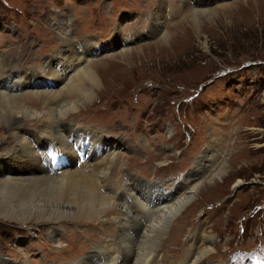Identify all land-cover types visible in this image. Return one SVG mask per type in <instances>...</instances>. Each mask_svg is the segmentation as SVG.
<instances>
[{
  "label": "rangeland",
  "instance_id": "374dc122",
  "mask_svg": "<svg viewBox=\"0 0 264 264\" xmlns=\"http://www.w3.org/2000/svg\"><path fill=\"white\" fill-rule=\"evenodd\" d=\"M159 3L0 0V57L14 64L12 72L27 70L12 83L11 71L0 81L32 104L34 87L46 83V77L30 73L51 63V54L64 44L56 21L68 18L62 29L71 30L78 53L87 51L98 62L103 82L93 101L67 121L74 128L104 132L111 138L109 147L117 139L126 144L116 148L118 164H125L113 174L116 193L122 195L123 186L131 193L132 184L140 183H132V176L146 183L161 181L165 188H153L173 199L200 184L187 210L173 222L154 264H185L195 234L213 236L214 250L199 264H234L230 254L259 247L264 240V0H165L163 29L171 32L167 41L154 34ZM226 4L232 7L226 17L220 11L204 15L200 31L193 29L194 12ZM137 33L143 36L135 38ZM123 39L124 49H133L126 62L117 56ZM114 41L120 44L116 48ZM26 124L19 133H50L55 127L45 120ZM3 136L0 157L18 145L8 132ZM225 164L226 173L210 182ZM125 200L135 216L143 208L137 199ZM116 211L92 223L62 219L54 228L46 222L22 226L1 218L0 256L18 263H80L104 237L114 239L123 232L112 217ZM56 233L60 244L52 238ZM199 240L205 251L208 242Z\"/></svg>",
  "mask_w": 264,
  "mask_h": 264
},
{
  "label": "bare ground",
  "instance_id": "6f19581e",
  "mask_svg": "<svg viewBox=\"0 0 264 264\" xmlns=\"http://www.w3.org/2000/svg\"><path fill=\"white\" fill-rule=\"evenodd\" d=\"M164 1L160 0L161 8L154 14L157 18L154 34L162 35L161 40L167 41L171 32L169 29L164 32L163 29L166 22L163 20ZM230 5L194 12L191 15L193 29L200 31L204 15H214L220 11L226 17L230 12ZM63 16L59 17L56 25L59 28L57 35L61 37L64 44L51 54L52 60L49 65L30 73L46 77V83L35 86L33 89L35 92L31 94V97L33 95L32 101L35 100L33 102H38L40 105L34 106L33 102L32 104L28 102V104L25 101L27 97L24 101L16 97L13 93L14 88L0 81V143L4 138L3 135L8 132V135L11 134L13 137L11 139L18 144L17 148L12 147L8 150L9 152L5 151L4 154L8 152L6 157H0V219L15 221L22 226L31 221L46 222L53 224L54 228L62 219L83 223H92L99 219L107 220L108 213L116 209L119 212L113 214L112 217L123 232L119 231L118 237L114 239L104 237L100 244L94 246L93 253L80 263L74 264H154L163 251L161 250L163 240L169 233L173 222L184 209L187 210L188 205L196 197L195 192L200 184H195L180 199L176 195L173 199L155 191L156 187L153 188V186L165 188L161 181L146 183L132 176L130 177L132 183L133 180L140 183L130 185L131 193L125 190L124 186L122 195L116 193L113 174L118 169L117 166L125 165L124 162L118 164L116 148H121V143L126 144L117 139L109 147L111 138L104 135V132L93 133L89 129L74 128L73 124L67 121L69 115L81 112V107L88 106L93 101L92 97L99 93L103 80L96 68L98 62L94 63L95 61L93 62L87 51L84 55L78 53L71 30L65 27L62 29L63 21L66 22L65 19H68ZM141 36H143L142 33L134 35L135 38ZM114 44L115 48L120 45L115 41ZM121 45L123 47L120 46L117 56L126 62L129 52L133 49H124L126 45L124 39ZM135 49H140V47ZM13 66L14 64L11 65L4 57H0V80L9 71H11L9 83H12L16 77L21 79L23 73L26 74L27 70L12 72ZM36 120H45L51 123L50 126L55 127L50 133L45 129H25L20 133L17 130L26 126V123ZM28 136L31 137L28 139ZM87 137L89 138L88 152L91 155L78 166L76 165L78 155L71 145L80 144ZM103 137L107 138L104 142ZM50 146L69 153L72 166L63 169L61 173L51 174L49 168L42 163V156ZM40 149L44 151L43 154L40 153ZM226 171V164L222 165L214 175H211L210 182L216 177H221ZM126 196L129 202H135L137 199L139 204L147 210L148 217L143 208L137 209L135 216L131 206L124 203ZM159 204L162 205L159 206ZM126 227L129 235L126 233ZM56 230L59 232L58 229ZM119 235H121V240ZM52 238L54 242H59L57 244L61 243L60 234L56 233ZM199 238V241L208 242L209 247L205 248V251L197 245ZM212 240L213 236L209 234L201 237L196 234L192 236L190 242L192 248L185 264H199L205 255L211 254L214 250ZM18 241L22 242L24 239L18 237ZM0 264L30 263L25 261L18 263L13 259L0 256Z\"/></svg>",
  "mask_w": 264,
  "mask_h": 264
},
{
  "label": "water",
  "instance_id": "95a60500",
  "mask_svg": "<svg viewBox=\"0 0 264 264\" xmlns=\"http://www.w3.org/2000/svg\"><path fill=\"white\" fill-rule=\"evenodd\" d=\"M213 82V81H212ZM208 83H211L210 81ZM208 83L204 84L203 86H206ZM203 86L200 88V90L203 88Z\"/></svg>",
  "mask_w": 264,
  "mask_h": 264
}]
</instances>
